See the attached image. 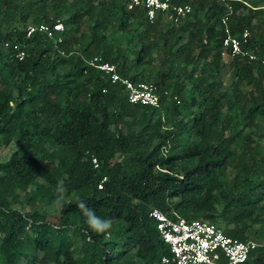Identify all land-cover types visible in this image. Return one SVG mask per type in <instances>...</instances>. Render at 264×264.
<instances>
[{"label": "trees", "instance_id": "16d2710c", "mask_svg": "<svg viewBox=\"0 0 264 264\" xmlns=\"http://www.w3.org/2000/svg\"><path fill=\"white\" fill-rule=\"evenodd\" d=\"M171 2L192 12L151 22L126 0H0V264H154L170 254L154 209L264 239V0ZM58 21L55 38L27 36ZM246 30L248 54L233 55L225 38ZM94 57L154 83L160 105L130 103ZM78 200L112 227L90 229ZM245 264H264V244Z\"/></svg>", "mask_w": 264, "mask_h": 264}, {"label": "built area", "instance_id": "2783aa9c", "mask_svg": "<svg viewBox=\"0 0 264 264\" xmlns=\"http://www.w3.org/2000/svg\"><path fill=\"white\" fill-rule=\"evenodd\" d=\"M129 9L145 6L147 16L153 22L158 13H164L171 20L177 21L192 12L190 5L173 4L171 0H126ZM64 24L60 21L52 26L49 24L30 25L27 36L35 32H43L50 38L62 33ZM228 32V31H227ZM250 33L246 30L242 37L228 35L224 46L230 49L233 55H247L243 50V43L247 41ZM58 42L62 41L59 37ZM25 52L20 51L18 58L23 60ZM255 59V56H250ZM264 63V60H263ZM88 65L109 75L113 83H122L128 92L130 103L144 106L160 105V95L157 86L152 82H134L121 77L117 66L109 62H102L100 57L88 61ZM105 92V91H104ZM95 168L99 167L97 158L92 159ZM107 178L104 177L99 188H103ZM151 217L157 222V229L170 247V254L163 256L154 264H245L253 250L260 243L256 240L242 241L225 234L223 228L217 224L202 219L186 220L183 218L172 219L159 209H154Z\"/></svg>", "mask_w": 264, "mask_h": 264}, {"label": "clouds", "instance_id": "9594fccd", "mask_svg": "<svg viewBox=\"0 0 264 264\" xmlns=\"http://www.w3.org/2000/svg\"><path fill=\"white\" fill-rule=\"evenodd\" d=\"M55 192L56 198L54 200V204L57 207L63 208L67 189L62 179L57 181ZM76 205L86 218L88 227L94 232L105 233L112 227L113 221L111 219L101 218L100 216H98L95 210L89 207V205L84 200H78Z\"/></svg>", "mask_w": 264, "mask_h": 264}, {"label": "rangeland", "instance_id": "374dc122", "mask_svg": "<svg viewBox=\"0 0 264 264\" xmlns=\"http://www.w3.org/2000/svg\"><path fill=\"white\" fill-rule=\"evenodd\" d=\"M10 152L11 151H9V150L5 151L3 156L8 158L10 156ZM72 241H73V244H74L75 247H81L82 246L83 242H82L81 238L78 235H73L72 236ZM258 242L260 244H264V239L260 240Z\"/></svg>", "mask_w": 264, "mask_h": 264}]
</instances>
